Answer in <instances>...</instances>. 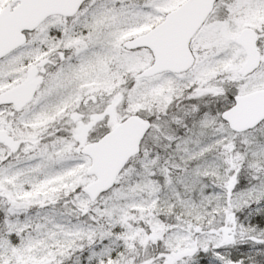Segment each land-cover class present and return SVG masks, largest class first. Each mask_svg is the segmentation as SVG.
Segmentation results:
<instances>
[{"label": "snow or ice", "instance_id": "obj_1", "mask_svg": "<svg viewBox=\"0 0 264 264\" xmlns=\"http://www.w3.org/2000/svg\"><path fill=\"white\" fill-rule=\"evenodd\" d=\"M0 264H264V0H0Z\"/></svg>", "mask_w": 264, "mask_h": 264}]
</instances>
